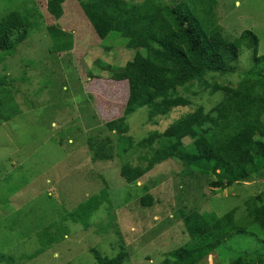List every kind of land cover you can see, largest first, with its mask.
<instances>
[{
	"label": "rangeland",
	"instance_id": "1",
	"mask_svg": "<svg viewBox=\"0 0 264 264\" xmlns=\"http://www.w3.org/2000/svg\"><path fill=\"white\" fill-rule=\"evenodd\" d=\"M47 1L0 0V17L14 9L27 11L32 25L28 38L0 62L6 83L0 92H7L0 97V116L8 118L0 123V257L6 259L0 264H97L92 249L109 258L125 252L123 264H162L166 254L188 241L182 220L173 214L178 209L194 205L221 217L238 207L235 224L248 222L239 209L264 192V165L215 196L204 177L193 181L182 176L172 161L131 186L119 171L126 162L135 165L141 152L125 150L127 139L152 144L165 133L183 132L230 94L253 66L251 53L242 51L235 74L205 76L187 91L179 90L180 99L140 108L121 124L126 82L113 75L143 51L125 48L114 34L100 40L80 19L74 0H68L59 26L73 36V48L49 53L46 27L57 22L47 13ZM124 1L139 5L143 0ZM216 2L224 33L233 39L250 31L258 40L257 56H263L264 0ZM119 127L125 131L118 132ZM144 194L152 196L151 208L135 203ZM97 196L87 226L81 219L65 220L75 209L83 213L82 207ZM262 240L264 233L250 225L229 236L201 264H229Z\"/></svg>",
	"mask_w": 264,
	"mask_h": 264
},
{
	"label": "trees",
	"instance_id": "2",
	"mask_svg": "<svg viewBox=\"0 0 264 264\" xmlns=\"http://www.w3.org/2000/svg\"><path fill=\"white\" fill-rule=\"evenodd\" d=\"M67 1L48 0L46 4L47 13L57 22L46 27L52 42L48 49L51 54H65L73 48V36L59 26L62 6ZM74 3L81 13L80 19L100 40L114 34L124 40L125 48L143 51L113 75L116 81L126 82L121 124L140 108L176 101L179 90L187 91L205 76L235 74V63L242 51L251 53L253 66L243 72V78L230 89V94L195 123L185 126L183 132L165 133L152 144L126 140L125 150H141L135 165L132 160L120 167L119 175L126 185L137 183L156 166L172 161L182 176L193 181L204 177L215 196L259 171L264 165V55L257 56L258 40L254 34L244 31L233 39L227 36L217 21L216 0H172L170 4L143 0L139 5L124 0ZM28 19L27 11L16 9L0 17V62L11 57L17 45L28 38L32 28ZM5 84V78L0 77V87ZM6 94L0 92V97ZM1 119L8 118L0 116V123ZM105 125L109 127L108 123ZM124 131L118 128V132ZM98 197L88 200V206L82 207L83 213L75 209L65 220L81 219L87 226L85 220ZM135 203L148 209L153 206V198L144 194ZM237 211L238 207L217 217L211 210L201 212L191 205L185 211L173 212L182 220L188 241L178 251L166 254L162 264H201L229 236L241 234L253 224L264 233V192L240 207L239 211L244 212L242 219H249L244 225L235 224ZM91 252L97 264H123L127 258L125 252L111 258L101 256L95 249ZM3 259L0 257V261ZM229 264H264V241Z\"/></svg>",
	"mask_w": 264,
	"mask_h": 264
}]
</instances>
